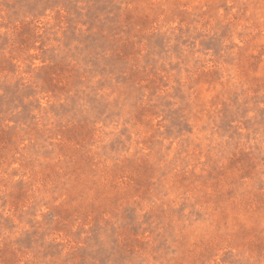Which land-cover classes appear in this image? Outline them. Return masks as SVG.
I'll return each instance as SVG.
<instances>
[{
  "label": "rangeland",
  "instance_id": "obj_1",
  "mask_svg": "<svg viewBox=\"0 0 264 264\" xmlns=\"http://www.w3.org/2000/svg\"><path fill=\"white\" fill-rule=\"evenodd\" d=\"M0 264H264V0H0Z\"/></svg>",
  "mask_w": 264,
  "mask_h": 264
}]
</instances>
